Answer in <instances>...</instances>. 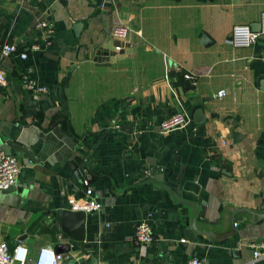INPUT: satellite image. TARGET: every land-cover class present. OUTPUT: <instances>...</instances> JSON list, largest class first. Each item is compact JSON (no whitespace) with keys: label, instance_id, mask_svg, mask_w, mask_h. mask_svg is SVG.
Returning a JSON list of instances; mask_svg holds the SVG:
<instances>
[{"label":"crops","instance_id":"1","mask_svg":"<svg viewBox=\"0 0 264 264\" xmlns=\"http://www.w3.org/2000/svg\"><path fill=\"white\" fill-rule=\"evenodd\" d=\"M263 11L264 0H0V47L26 54L0 58V147L19 168L17 190L0 191V242L29 256L68 246V264H264L251 247L264 241V37L229 39L237 24L258 30ZM42 21L54 29L47 47ZM119 25L132 45L115 52ZM23 71L46 87L36 100ZM175 112L185 122L161 131ZM23 135L39 147L33 162L11 146ZM156 174L194 190L209 236L183 235L193 210L145 179ZM83 179L100 207L77 242L57 216L83 197ZM141 220L146 244L133 237Z\"/></svg>","mask_w":264,"mask_h":264},{"label":"built area","instance_id":"2","mask_svg":"<svg viewBox=\"0 0 264 264\" xmlns=\"http://www.w3.org/2000/svg\"><path fill=\"white\" fill-rule=\"evenodd\" d=\"M29 1V0H22ZM44 33V47L50 45L54 29L51 23L39 22L36 25ZM131 30L124 25L115 27L111 32V37L124 44L116 45L114 51L118 52L123 47H131L128 37ZM261 37H264V11L260 13L258 30L252 31L246 24H237L231 27L230 31V45L234 48H247L254 45ZM32 50H39L37 45L31 46ZM17 56L18 59L24 60L26 54L18 52L12 44H3L0 47V58ZM260 61L264 63V52L259 57ZM185 80L191 83L195 82L194 77L190 75H183ZM20 85L26 90L30 97L34 100L46 92V87L39 85L30 75L29 71H23L19 74ZM6 85L5 73L0 68V87ZM185 122L184 116L181 112H175L160 120L158 127L161 131L167 132L174 129ZM111 125L115 129H120V125L115 120H110ZM17 158L15 156L5 154L0 148V191L14 186L17 181L19 172ZM85 187L84 195L78 198L70 206L72 211H83L84 213H91L99 209L100 204L97 200L91 197V190L88 187L87 179L82 180ZM133 237L137 244L149 243L152 239V231L149 223L141 220L134 225ZM253 259H264V241H256L251 243ZM0 264H68L67 254L57 253L50 247L39 248L33 256H29L26 247L17 241L12 248H8L6 242H0ZM185 264H206L205 260L200 257H189Z\"/></svg>","mask_w":264,"mask_h":264},{"label":"water","instance_id":"3","mask_svg":"<svg viewBox=\"0 0 264 264\" xmlns=\"http://www.w3.org/2000/svg\"><path fill=\"white\" fill-rule=\"evenodd\" d=\"M79 27L80 25L78 23L73 25L72 31L74 34H76ZM252 31H257V30H252ZM260 89L264 91V83H260ZM11 146L20 150L25 155V157L31 162L35 160L36 154L39 153L38 145L36 144L35 141L32 142L27 135H23L19 139L15 140V142H12ZM0 148L3 150L5 154L9 153V148L7 144L1 146ZM176 178L179 179L180 174H178ZM145 179H147V181L157 182L160 185V187L166 190L169 193V195L176 200V202L184 204L185 206H187V208L193 210V218L189 224H185V229L182 231L183 235L189 237L190 239L193 236L192 233H194L195 235H202L206 237L209 236L208 234L209 232L205 230H199L195 226V219L199 215V212L197 210V201L195 199V196H192V194H194L193 189H190V187L182 183H176V184H169L166 182L164 183L163 177L160 176L159 174L146 176ZM15 189L16 188L14 186H10L9 188L1 191L6 192V191H13ZM84 220H85V213L80 210L72 211V210L64 209L57 216V223L60 226V229L66 234L70 235L72 239L77 242H81L84 239ZM6 243L8 245V248H12L15 245L16 240ZM53 250L57 253L63 254L68 250V246H66V248H64L63 250L62 247L58 245L54 247Z\"/></svg>","mask_w":264,"mask_h":264}]
</instances>
